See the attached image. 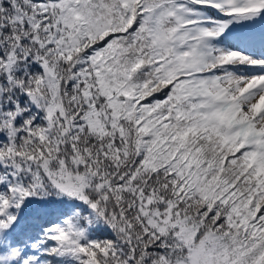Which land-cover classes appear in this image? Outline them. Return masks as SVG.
<instances>
[{
	"label": "snow or ice",
	"instance_id": "1",
	"mask_svg": "<svg viewBox=\"0 0 264 264\" xmlns=\"http://www.w3.org/2000/svg\"><path fill=\"white\" fill-rule=\"evenodd\" d=\"M0 264H264V0H0Z\"/></svg>",
	"mask_w": 264,
	"mask_h": 264
}]
</instances>
